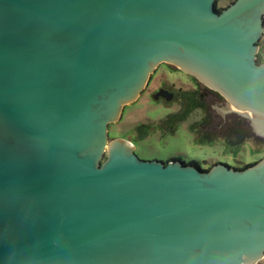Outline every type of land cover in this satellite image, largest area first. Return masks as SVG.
<instances>
[{
    "label": "water",
    "instance_id": "95a60500",
    "mask_svg": "<svg viewBox=\"0 0 264 264\" xmlns=\"http://www.w3.org/2000/svg\"><path fill=\"white\" fill-rule=\"evenodd\" d=\"M217 2L0 0V264L264 258V158L201 169L109 134L168 63L264 137V0Z\"/></svg>",
    "mask_w": 264,
    "mask_h": 264
},
{
    "label": "rangeland",
    "instance_id": "374dc122",
    "mask_svg": "<svg viewBox=\"0 0 264 264\" xmlns=\"http://www.w3.org/2000/svg\"><path fill=\"white\" fill-rule=\"evenodd\" d=\"M234 1L218 0L217 4L219 8H225ZM259 44L258 54L260 61L264 63V33ZM173 84L174 88L171 86ZM160 85L172 87L179 100L181 98L179 89H182L181 92L189 90L194 86V82L186 73L177 70V67L169 69L167 66H161L154 72L149 86L140 97L125 106L121 119L117 123L110 124L111 138L122 137L131 140L135 146V153L140 159L164 162L180 159L185 163L196 161L201 169H211L216 163H225L241 169L264 158V137L253 130L254 137L237 146L229 145L222 138L209 143L198 142L194 124L202 119L201 109H193L184 117L179 116L175 120V114L179 115L183 110L181 103L177 100L170 103L156 100L154 94ZM218 97L217 94H209L208 103L227 102ZM214 110L215 121L219 123L217 130H220L223 128L221 123L224 117L217 113L216 109ZM236 116L237 113H229L225 118ZM144 124L150 125L151 128L145 137L139 138L138 127ZM257 264H264V258Z\"/></svg>",
    "mask_w": 264,
    "mask_h": 264
},
{
    "label": "trees",
    "instance_id": "16d2710c",
    "mask_svg": "<svg viewBox=\"0 0 264 264\" xmlns=\"http://www.w3.org/2000/svg\"><path fill=\"white\" fill-rule=\"evenodd\" d=\"M218 9H222V8L218 7ZM194 79L196 80V84L198 85V87L196 89H189L180 93L181 95L180 103L183 110L179 115L178 114H175V116L172 115L175 117V120L179 116L184 117L189 111H192L193 109H201V111L203 112L202 119L194 124V129L196 130L197 139L198 142L200 143L214 142L218 138H222L229 145L237 146L245 143L247 140H250L251 138L254 137V133L249 125L248 120L240 116H236L232 118L230 117L228 122L223 124L224 125L223 128L217 130L219 123H216L215 121L213 111L211 110V107L207 102L206 96L208 93L211 92L219 95L220 93L204 86L196 78ZM150 128H151L150 125H145V124L139 126L138 127L139 138L145 137L149 133ZM257 139L262 140V138L260 137H257ZM174 160H179V159H174ZM255 163L256 162L247 164L241 169L247 168ZM188 164L199 166L198 162L196 161H191Z\"/></svg>",
    "mask_w": 264,
    "mask_h": 264
},
{
    "label": "flooded vegetation",
    "instance_id": "af4514ba",
    "mask_svg": "<svg viewBox=\"0 0 264 264\" xmlns=\"http://www.w3.org/2000/svg\"><path fill=\"white\" fill-rule=\"evenodd\" d=\"M257 60H258V62L259 63H262L261 61H260V57H259V54H258V56H257ZM161 66H167L169 69H172V67H175V66H173V65H171V64H168V63H161L157 68H156V70L157 69H159ZM177 70H180V69H178L177 68ZM180 71H182V70H180ZM183 72V71H182ZM185 73V72H184ZM154 74V73H153ZM187 74V73H186ZM191 79H192V81L194 82V86H192L191 87V89H196L197 87H198V85L196 84V80L194 79L195 77H193V76H191V75H189V74H187ZM151 79H152V77H151ZM151 79H150V81H151ZM150 81H149V83H150ZM149 83H148V85L146 86V88L149 86ZM173 88H174V84L173 85H171ZM172 87H167V86H163V85H160L159 87H157V89H156V91H155V93L159 90V89H167V90H169L170 92H173L174 93V97H173V99L171 100V102H173V101H175V100H177V94H176V92L172 89ZM145 88V89H146ZM144 89V90H145ZM181 89V88H180ZM179 89V93H181V90ZM143 93V92H142ZM209 94H216V93H209ZM209 94H207V96H206V99H207V97H208V95ZM219 97V99L221 98L222 100H226L225 99V97H223L221 94L219 95V94H217ZM158 100H163V101H165V102H167V103H170V101H167L164 97H160ZM178 102H180L181 101V98L179 99V100H177ZM207 102H208V99H207ZM210 105V107H211V110L212 111H215L214 109L215 108H213V106H212V103L211 104H209ZM222 116V115H221ZM238 116H240V115H238ZM240 117H243V116H240ZM243 118H245V117H243ZM247 119V118H246ZM228 120H229V118L227 119V118H223L222 119V125H221V127L222 126H224L223 124L224 123H227L228 122ZM248 120V122H249V125H250V121H249V119H247ZM250 127H251V125H250ZM251 129H252V127H251ZM253 130V129H252Z\"/></svg>",
    "mask_w": 264,
    "mask_h": 264
},
{
    "label": "bare ground",
    "instance_id": "6f19581e",
    "mask_svg": "<svg viewBox=\"0 0 264 264\" xmlns=\"http://www.w3.org/2000/svg\"><path fill=\"white\" fill-rule=\"evenodd\" d=\"M234 107V106H233Z\"/></svg>",
    "mask_w": 264,
    "mask_h": 264
}]
</instances>
